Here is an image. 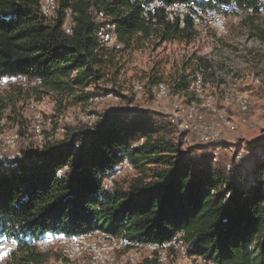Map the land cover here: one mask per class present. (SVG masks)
Listing matches in <instances>:
<instances>
[{"label":"trees","instance_id":"16d2710c","mask_svg":"<svg viewBox=\"0 0 264 264\" xmlns=\"http://www.w3.org/2000/svg\"><path fill=\"white\" fill-rule=\"evenodd\" d=\"M178 1L185 0H162ZM257 1L238 0L242 6ZM60 7L58 20L51 21L41 14L40 0H0V75L41 77L36 97L49 95L58 111L110 91L122 95L116 84L125 50L168 41L190 44L196 37L190 19L180 27L178 21L166 20L161 9L157 21L149 22L135 0H60ZM67 8L75 19L72 34L60 23ZM95 10L113 17L122 49L99 41ZM258 17L247 15L245 22L250 36L264 43ZM255 57L253 63L261 62L264 54ZM194 69L193 61L184 63L172 79L173 92L187 90ZM155 77L154 83L164 81ZM109 82L113 87L102 86ZM25 99L20 87L0 91V131L5 111ZM173 128L167 114L113 108L101 115L94 128H74L64 140L30 152L26 162L10 163L0 171V239L10 238L19 245L12 264H48L57 255L32 246L29 241L34 236L95 228L148 241H163L183 231L197 257L220 264H264V144L260 140L250 144L249 151L257 155L253 170L238 166L229 177L228 161L220 160V153L218 161L213 160L218 145L184 148L180 133L167 138ZM142 137L144 142L133 147ZM227 142L220 145L225 149L231 145ZM75 144L79 148L73 153ZM124 159L133 164V174L105 188L100 176ZM65 163L69 169L58 175L57 169ZM227 192H231L228 198ZM56 259L64 260L62 255Z\"/></svg>","mask_w":264,"mask_h":264},{"label":"built area","instance_id":"2783aa9c","mask_svg":"<svg viewBox=\"0 0 264 264\" xmlns=\"http://www.w3.org/2000/svg\"><path fill=\"white\" fill-rule=\"evenodd\" d=\"M135 1L141 3L142 16L149 22L157 21L161 9L166 20L178 21L180 27H184L187 19H190L196 32L195 40L210 36H213L214 40L222 38L229 33L230 25L239 23L247 15L264 16V0H258L255 5L250 6H242L238 0H185L168 4L163 3L162 0ZM60 8V0H40L41 14L47 20H58ZM94 14L99 23L96 32L99 41L108 48L122 49L124 44L118 39L113 17L103 10H95ZM60 23L67 34L73 33L75 19L71 8L64 11ZM183 56L194 61L196 66L186 94L173 92L165 81L148 86L145 82L136 80L132 82L134 95L139 98L152 92L158 103L173 96L174 110L167 116L179 129L183 142L216 144L218 145L216 149H221L224 129L235 131L237 123L228 116L226 108L219 102L217 95L209 89L206 70L200 60L189 54L186 49L183 50ZM42 83L41 77H31L26 74L0 75V91L20 87L26 93V109L30 112L29 116H24L25 119H20L21 116L15 117L9 114L7 109L1 117L0 165L7 162H26L28 153L44 149L49 143L64 140L71 125L94 128L99 120L95 106L107 99L119 101L122 98L117 92L110 91L90 97L85 102L84 108L70 107L60 112H49L44 103L36 97V89L40 88ZM236 100L242 111L240 120L246 122L247 114L251 111V100L245 92H238ZM127 105L135 108L134 101ZM118 107L117 104L110 105L107 111ZM143 142L144 137L134 142L133 147ZM78 148L79 144H75L73 153H76ZM227 148L234 150L232 160L226 163L230 177L236 167L243 168L248 163L245 156L247 150L237 147L235 149L232 144ZM218 158L219 154L215 151L214 162L218 161ZM68 169L69 164L65 163L57 169V173L62 175ZM132 171H134L133 164L128 159H124L115 165L110 173L100 176L102 185L110 188L119 177ZM262 177L264 178V172ZM249 179L250 182L254 181L252 175ZM214 192L215 190H212V193ZM230 194L231 192H227L226 198L230 197ZM29 243L41 251H46L50 247H59L64 264H220L191 254L183 231L163 241H148L130 239L125 232L114 234L95 228L78 233L34 236ZM18 247L15 240L1 238L0 264H12L13 255L18 252Z\"/></svg>","mask_w":264,"mask_h":264},{"label":"rangeland","instance_id":"374dc122","mask_svg":"<svg viewBox=\"0 0 264 264\" xmlns=\"http://www.w3.org/2000/svg\"><path fill=\"white\" fill-rule=\"evenodd\" d=\"M261 19L264 22V16H259L256 23L262 22ZM213 38V36L205 37L190 44L168 41L158 47L149 45L140 50H125L123 52L124 67L116 84L120 87L122 98L119 101L107 99L105 102L97 104L95 111L98 117L100 118L110 105L117 104L121 108L127 107V104L131 102L130 99H132V102L134 101L137 109H152L167 115L173 112V96L159 103L155 100L152 92L136 98L132 90V82L140 80L149 86L155 82L154 79L157 80L155 77L157 76L161 78L160 80L167 82L173 90L172 79L183 68L184 63L192 61L190 58L187 59L183 56V50L186 49L189 54L200 60L201 65L206 70L209 89L217 95L219 102L226 108L228 116L237 123L235 131L225 128L222 138L224 142H231H227V144H232L235 149L237 147L238 149L244 148L247 150L245 156H247L248 163L243 168L247 171L250 170L252 160L257 157L249 151L250 144L258 140L264 144V61L249 64L246 61L245 54L250 57L256 56L254 60H257L264 52V43L250 36L245 17L239 23L230 25L229 33L226 36L217 38L216 41ZM251 73H254L258 78L251 81L247 77L251 76ZM189 85L185 92H188ZM102 86L109 89L113 87V84L111 82L103 83ZM185 92L180 93L185 94ZM238 92H245L251 100V111L247 114L246 122L240 120L242 111L236 100ZM38 100L44 103L49 112H60L55 107V101L49 95H43ZM85 106L86 104L83 103L77 107L84 108ZM77 107L75 106V108ZM7 112L15 117L21 116L20 119H25L24 116L30 115V112L26 109V99L18 102L16 107L8 108ZM80 127L82 126L71 125L68 127V131ZM179 133V129L175 127L170 129L166 136L167 138H174L178 137ZM181 142L184 148L191 144H197L196 141L185 144L182 139ZM215 150L218 154L220 153V160H232L234 150L224 149L223 147ZM210 151H213V149ZM251 169L253 170V167ZM133 172H129L131 174L128 173L126 177L131 176ZM50 250L56 252L57 255H52L48 264H64V260L56 259V257L62 255L60 248L50 247L48 250L46 249V251Z\"/></svg>","mask_w":264,"mask_h":264},{"label":"crops","instance_id":"0c3cea01","mask_svg":"<svg viewBox=\"0 0 264 264\" xmlns=\"http://www.w3.org/2000/svg\"><path fill=\"white\" fill-rule=\"evenodd\" d=\"M257 21H258V18H257ZM261 21L262 22H259V23H262V25L264 26V22H263V19H261ZM261 42V41H260ZM264 54V52L262 53V55ZM262 55H260V57H262ZM245 56L247 57V63H249V64H256V62L255 63H253V61H252V58H253V56H248V54H245ZM262 61H264V57H263V60ZM261 61V62H262ZM261 62H259V63H261ZM251 81L252 80H254V78H258V76H256L254 73H251V76H247ZM263 77H264V75H263ZM264 79V78H263Z\"/></svg>","mask_w":264,"mask_h":264},{"label":"water","instance_id":"95a60500","mask_svg":"<svg viewBox=\"0 0 264 264\" xmlns=\"http://www.w3.org/2000/svg\"><path fill=\"white\" fill-rule=\"evenodd\" d=\"M27 160H28V159H26V161H27ZM9 164H10V163L7 162V163H4V164L0 165V171H1V172L5 171L6 167H7Z\"/></svg>","mask_w":264,"mask_h":264}]
</instances>
